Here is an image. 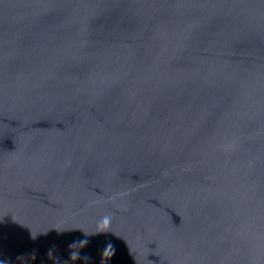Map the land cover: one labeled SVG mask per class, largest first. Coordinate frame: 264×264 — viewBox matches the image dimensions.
I'll use <instances>...</instances> for the list:
<instances>
[{
	"label": "water",
	"instance_id": "water-1",
	"mask_svg": "<svg viewBox=\"0 0 264 264\" xmlns=\"http://www.w3.org/2000/svg\"><path fill=\"white\" fill-rule=\"evenodd\" d=\"M84 235L70 264H264V0H0V259Z\"/></svg>",
	"mask_w": 264,
	"mask_h": 264
},
{
	"label": "clouds",
	"instance_id": "clouds-1",
	"mask_svg": "<svg viewBox=\"0 0 264 264\" xmlns=\"http://www.w3.org/2000/svg\"><path fill=\"white\" fill-rule=\"evenodd\" d=\"M111 215L109 213H105L103 216H101L97 221H96V227L98 230H106L108 228H110L111 226ZM89 242L88 240V236L84 235L82 238H74L72 239L68 245L67 248L68 249H74L68 252V256L67 258H61L59 255L54 256L52 252L53 248H56V245L53 244L51 245V247L48 249L47 255L51 254L53 256L54 260L59 261V264H70V262L72 260H80V259H90V257L88 256L87 253H82L78 248L77 245H81V244H87ZM111 242H109L110 245ZM106 245L105 247L109 246ZM25 254L21 253L17 255V258L23 257ZM30 255L35 256V251H33L32 253H30ZM0 264H13L11 258H3L0 259ZM25 264H27V262L25 261ZM41 264H43V262H41Z\"/></svg>",
	"mask_w": 264,
	"mask_h": 264
}]
</instances>
